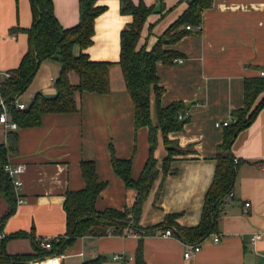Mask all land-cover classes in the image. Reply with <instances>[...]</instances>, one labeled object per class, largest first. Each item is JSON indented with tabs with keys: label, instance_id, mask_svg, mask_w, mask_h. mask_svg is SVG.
<instances>
[{
	"label": "crops",
	"instance_id": "1",
	"mask_svg": "<svg viewBox=\"0 0 264 264\" xmlns=\"http://www.w3.org/2000/svg\"><path fill=\"white\" fill-rule=\"evenodd\" d=\"M51 1L53 14L64 30L78 24L80 0ZM142 1L146 6L158 7V0ZM119 2L96 0L106 11L95 19L92 44L84 51L91 62L113 64L108 94H76V112L46 113L40 126L16 130L18 150L9 157L8 164L24 166L19 194L25 202L16 205L2 234L23 232L27 237L6 243L9 256L34 254L30 235L35 242L64 237L65 194L85 188L81 162L94 163L97 180L105 185L96 199V211L122 210L133 204L135 192L127 189L114 173L110 150L116 159L131 161V176L136 180L148 158L149 143L147 128L134 129V105L117 65L120 32L132 21L130 16L120 15ZM164 5L172 9L149 37V26L158 15H150L143 27L141 43L148 38L147 51L187 8L184 0H164ZM32 22L30 0H0V82L19 66L28 49L27 35L10 30L27 29ZM165 49L180 54L183 62L171 66L157 64L158 85L163 89L160 106L180 102L190 112L182 131L167 137L190 152L174 157L171 167L177 173L167 176L155 201L161 183V175L158 176L143 208L140 225L152 227L160 224L165 215L178 213L181 216L176 222L193 228L199 223L204 196L215 172L216 147L222 142L223 128L216 124L230 121L231 112L243 108L244 79L257 77L264 70V0H214L211 8L202 13L200 31ZM72 54H80L78 46L73 47ZM59 71L57 61H43L18 101L27 105L39 94L54 97ZM68 79L72 85L78 83L74 73ZM150 118L157 126L153 95ZM5 135V128L0 126V145L5 142ZM231 153L242 163L217 234L201 242L200 251L185 259L186 244L174 235L163 236L165 230H159L143 239L146 264H264V107L237 134ZM165 157L158 133L154 158L160 162ZM6 210L7 204L0 197V217ZM255 234L260 237L253 245L251 238ZM216 236L219 241L215 243ZM137 241L134 235L84 236L67 248L60 264H135ZM115 255L123 256L124 261L112 260Z\"/></svg>",
	"mask_w": 264,
	"mask_h": 264
},
{
	"label": "trees",
	"instance_id": "2",
	"mask_svg": "<svg viewBox=\"0 0 264 264\" xmlns=\"http://www.w3.org/2000/svg\"><path fill=\"white\" fill-rule=\"evenodd\" d=\"M186 10L157 38L151 50L147 51V39L141 43L143 27L150 15L157 14L156 21L149 26L148 37L155 25L172 9L166 8L164 0H158L155 5L146 6L142 0L137 3L132 0H120V15L130 16L132 21L120 32V54L117 65L122 72L125 88L134 105V129H148V158L139 175L134 180L131 176V161L118 160L112 149L110 163L114 173L122 180L127 189L135 192L133 204L122 210L106 209L96 211L95 203L104 183H99L95 166L92 162H81L80 170L85 188L77 192H67L63 203L66 214V231L62 238L51 241V250L40 248L38 240L30 235L33 241L34 254L9 256L5 251L6 243L12 239L27 237L20 232L5 236L0 240V264H29L38 262L50 256L64 255L72 243L84 236L107 237L127 235L137 236V248L134 255L135 264H146L143 256V239L154 235L159 230H171L172 235L185 244H200L211 235H216L219 220L227 206V196L232 192L237 170L242 163L235 162L231 153L232 144L237 134L247 128L259 110L264 107V78H245L243 83V108L231 112V120L223 127L222 142L216 147L215 172L203 201L200 220L196 227L186 228L176 221L181 214H167L164 220L155 226L143 228L140 218L143 208L151 193L152 187L161 175V183L155 195L159 197L163 183L168 175H176L171 167L174 157L187 155L190 150L182 149L178 143L169 141L168 134L180 132L188 123L190 116L179 119V113L187 108L183 103L174 102L167 107L160 106L163 89L158 85L156 75L157 64L163 66L176 65L181 55L165 49L176 44L184 36L194 31L186 30V26H200L202 13L211 8L214 0H184ZM32 10V25L27 29L10 30L27 35L28 49L21 59L19 66L8 72L0 82V101L11 105L26 91L40 64L46 60H55L60 65V71L55 80V96L52 98L36 95L25 106L24 110L8 109V119L17 127L16 130L34 128L41 125L42 115L46 113H73L78 107L75 95L83 92L100 95L109 92V71L113 64L91 62L84 51L92 44L95 19L106 11L98 6L96 0H80L78 24L64 30L53 14L51 0H30ZM78 46L80 54L74 57L72 49ZM76 74L78 83L72 85L68 75ZM154 97L157 126L150 118V98ZM1 112V108H0ZM6 130L5 142L0 145V197L7 204V210L0 217V235L7 219L16 209V196L12 182L5 172L9 157L14 155L17 148L16 130ZM162 136L166 157L158 162L154 158L157 146V135ZM159 164V165H158ZM160 166V169L158 168ZM121 261H124L123 259ZM125 264V261L123 262Z\"/></svg>",
	"mask_w": 264,
	"mask_h": 264
},
{
	"label": "built area",
	"instance_id": "3",
	"mask_svg": "<svg viewBox=\"0 0 264 264\" xmlns=\"http://www.w3.org/2000/svg\"><path fill=\"white\" fill-rule=\"evenodd\" d=\"M186 30H190V31H194V32H199L200 31V26L197 27H190V26H186L185 27ZM183 62V59H178L176 60V63L181 64ZM5 77H8V75H4ZM259 77L264 78V70H261L259 72ZM25 104L19 102L18 100L16 102H14L13 104L9 105L5 104L3 101H0V108H1V112H0V126H2L3 128L7 129V130H16L17 127L14 123L10 122L8 119V109H10L11 107L15 110H24L25 109ZM190 116V112L188 110V108L183 109L180 113L178 118L179 119H183L185 117ZM230 123V121L228 122H224L221 124H216L217 127L223 128L224 126H227ZM237 161V159H235V162ZM264 169V166H263ZM5 172L8 174V176L11 179L12 182V187L16 196V205H20L23 204L25 202L24 198L22 197V195L19 194V190L20 187H22V182L20 180V175L24 172V166H12L10 164H7L5 166ZM232 198V193H230L226 200L230 201ZM249 204H245V207H248ZM163 236L165 237H170L172 236V233L170 230H165L163 233ZM5 236L3 234L0 235V240L3 239ZM259 234H255V236H253L251 238V243L254 245L256 243V241L259 239ZM51 241L52 239H43V240H38L39 246L41 249L43 250H51ZM213 241L216 243L219 241L218 237H214ZM186 251L184 252V258L188 259L192 254L194 253H198L200 251V245L199 244H195V245H190V244H186ZM63 255H59V256H50V257H46L43 260H40L38 262H30L29 264H60L61 260L63 259ZM123 259V256H119V255H115L112 257V260H116V261H121Z\"/></svg>",
	"mask_w": 264,
	"mask_h": 264
}]
</instances>
